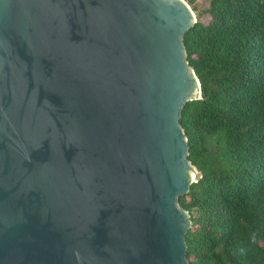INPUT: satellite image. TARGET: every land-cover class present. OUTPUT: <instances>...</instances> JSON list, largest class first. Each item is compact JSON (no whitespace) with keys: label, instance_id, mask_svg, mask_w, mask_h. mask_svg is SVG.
I'll return each instance as SVG.
<instances>
[{"label":"water","instance_id":"95a60500","mask_svg":"<svg viewBox=\"0 0 264 264\" xmlns=\"http://www.w3.org/2000/svg\"><path fill=\"white\" fill-rule=\"evenodd\" d=\"M186 0H0V264H189Z\"/></svg>","mask_w":264,"mask_h":264},{"label":"trees","instance_id":"16d2710c","mask_svg":"<svg viewBox=\"0 0 264 264\" xmlns=\"http://www.w3.org/2000/svg\"><path fill=\"white\" fill-rule=\"evenodd\" d=\"M182 37L200 90L179 125L200 180L178 198L189 264H264V0H206Z\"/></svg>","mask_w":264,"mask_h":264},{"label":"rangeland","instance_id":"374dc122","mask_svg":"<svg viewBox=\"0 0 264 264\" xmlns=\"http://www.w3.org/2000/svg\"><path fill=\"white\" fill-rule=\"evenodd\" d=\"M192 6L195 8V11H200L207 6V2L206 0H192Z\"/></svg>","mask_w":264,"mask_h":264}]
</instances>
